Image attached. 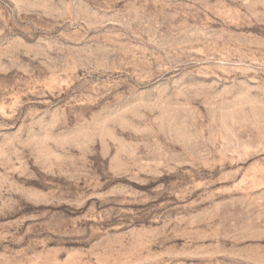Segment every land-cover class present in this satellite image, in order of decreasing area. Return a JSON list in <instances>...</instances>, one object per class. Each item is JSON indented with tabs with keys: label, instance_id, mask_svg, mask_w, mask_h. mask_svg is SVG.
<instances>
[{
	"label": "rangeland",
	"instance_id": "1",
	"mask_svg": "<svg viewBox=\"0 0 264 264\" xmlns=\"http://www.w3.org/2000/svg\"><path fill=\"white\" fill-rule=\"evenodd\" d=\"M0 264H264V0H0Z\"/></svg>",
	"mask_w": 264,
	"mask_h": 264
}]
</instances>
